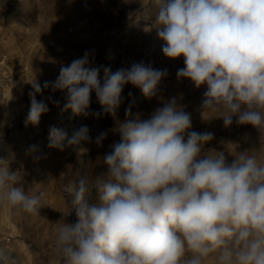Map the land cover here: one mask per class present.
Instances as JSON below:
<instances>
[{"label": "clouds", "instance_id": "1", "mask_svg": "<svg viewBox=\"0 0 264 264\" xmlns=\"http://www.w3.org/2000/svg\"><path fill=\"white\" fill-rule=\"evenodd\" d=\"M151 4L164 55L184 59L177 77L206 86L202 112L215 114L225 127L235 122L264 131V0ZM166 76V69L143 62L116 71L98 67L86 51L61 65L55 80L31 82L25 123L39 125L49 102L60 106L51 95L38 100L44 90L62 93V111L74 115H88L95 93L103 113L115 117L126 85L152 98ZM125 116L117 122L120 140L102 158L106 171L76 183L71 210L77 221H67L70 211L55 222L60 264H264V157L228 151L234 157L229 163L225 151L205 150L214 134L191 130V114L176 97L145 120L130 118L131 104ZM90 140L87 126L70 137L52 126L48 147L79 151ZM36 151V145L28 149ZM43 197L25 190L22 171L0 156V205L39 215ZM14 262L0 248V264Z\"/></svg>", "mask_w": 264, "mask_h": 264}, {"label": "rangeland", "instance_id": "2", "mask_svg": "<svg viewBox=\"0 0 264 264\" xmlns=\"http://www.w3.org/2000/svg\"><path fill=\"white\" fill-rule=\"evenodd\" d=\"M155 13L151 0H0V81H6L0 85L3 156L9 158L12 170L22 171L25 190L44 193L39 215L21 214L0 205V248L14 255V264H60L53 247L55 222L70 211L67 221H77L71 210L76 183L82 176L91 181L106 171L102 158L111 151L110 145L120 140L117 122L126 119L125 109L130 104V118L145 120L176 97L191 114V130L214 134L205 150L225 151L229 163L234 157L228 151H254L264 157V131L235 122L225 127L215 114L202 112L206 86L197 88L190 79L177 77V70L185 66L184 59L164 55V41L152 27ZM86 51L92 53L98 67L110 66L116 71L143 62L166 69L167 76L159 85L158 95L152 98L126 85L124 102L115 117L103 113L95 93L91 94L88 115H74L70 110L62 111V93L44 90L37 99L51 95L60 106L49 102V111L42 114L39 125L26 124L31 82L36 80L43 86L44 81L55 80L61 65L70 64ZM100 75L102 78V70ZM9 79L13 81L7 84ZM96 112L101 115H94ZM52 126L63 129L69 137L74 130L87 126L91 140L79 151L49 148ZM101 134L105 135L97 143ZM31 145H36L37 151L29 154ZM95 198L94 191V202Z\"/></svg>", "mask_w": 264, "mask_h": 264}, {"label": "built area", "instance_id": "3", "mask_svg": "<svg viewBox=\"0 0 264 264\" xmlns=\"http://www.w3.org/2000/svg\"><path fill=\"white\" fill-rule=\"evenodd\" d=\"M2 79V81H0V85L6 83V81ZM4 148H5V141H4V137L2 135H0V156H3L4 153Z\"/></svg>", "mask_w": 264, "mask_h": 264}, {"label": "bare ground", "instance_id": "4", "mask_svg": "<svg viewBox=\"0 0 264 264\" xmlns=\"http://www.w3.org/2000/svg\"><path fill=\"white\" fill-rule=\"evenodd\" d=\"M0 63H2V62H0ZM12 79H9V81H8V83L7 84H9V83H12ZM4 93H5V96H8L9 95V91H8V89H6L5 91H4ZM3 129H4V126L2 125L1 127H0V132H3ZM1 248H3L4 249V247H1ZM9 252V251H8ZM11 253V252H10ZM11 257L14 259V255L11 253ZM16 259V258H15Z\"/></svg>", "mask_w": 264, "mask_h": 264}]
</instances>
